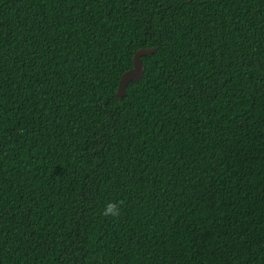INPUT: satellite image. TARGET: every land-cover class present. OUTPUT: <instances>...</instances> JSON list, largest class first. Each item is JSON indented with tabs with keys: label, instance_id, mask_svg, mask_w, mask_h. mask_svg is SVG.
<instances>
[{
	"label": "trees",
	"instance_id": "obj_1",
	"mask_svg": "<svg viewBox=\"0 0 264 264\" xmlns=\"http://www.w3.org/2000/svg\"><path fill=\"white\" fill-rule=\"evenodd\" d=\"M0 264H264V0H0Z\"/></svg>",
	"mask_w": 264,
	"mask_h": 264
},
{
	"label": "water",
	"instance_id": "obj_2",
	"mask_svg": "<svg viewBox=\"0 0 264 264\" xmlns=\"http://www.w3.org/2000/svg\"><path fill=\"white\" fill-rule=\"evenodd\" d=\"M154 48L138 49L133 56V66L123 72L118 82L117 96L123 97L126 94V86L130 80L137 81L141 78L144 71V63L140 59L142 55L151 53Z\"/></svg>",
	"mask_w": 264,
	"mask_h": 264
},
{
	"label": "clouds",
	"instance_id": "obj_3",
	"mask_svg": "<svg viewBox=\"0 0 264 264\" xmlns=\"http://www.w3.org/2000/svg\"><path fill=\"white\" fill-rule=\"evenodd\" d=\"M123 204V201H116V202H108L106 205H105V208L102 212V215L105 216V217H109V216H112V217H119L120 214H121V205Z\"/></svg>",
	"mask_w": 264,
	"mask_h": 264
}]
</instances>
